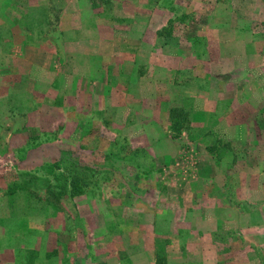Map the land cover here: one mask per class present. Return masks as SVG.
<instances>
[{
	"label": "rangeland",
	"instance_id": "374dc122",
	"mask_svg": "<svg viewBox=\"0 0 264 264\" xmlns=\"http://www.w3.org/2000/svg\"><path fill=\"white\" fill-rule=\"evenodd\" d=\"M234 1L244 5L239 21L218 32L246 41L264 61V0ZM171 2L0 0V264L38 257L50 262L36 264H128L131 252L146 248L154 264H264V101L257 116L228 119L251 129L248 140H230L213 131L220 128L212 115L194 113L195 97L208 98L218 77L199 65L189 71L193 55L180 64L171 58L179 44L199 53L220 39L208 20L219 2L231 15L230 0H181L186 7L172 24L165 18ZM238 60L217 111L232 104L234 79L242 89L264 84L263 61ZM145 64L152 66L147 82L163 81L155 103L138 90ZM162 137L178 139V152L150 148ZM128 141L139 150L134 156ZM199 144L227 163L201 164ZM160 146L161 153L168 147ZM42 161L74 167L97 188L60 195L34 178L42 177L35 170ZM131 161L153 171L143 176ZM199 173L211 174L215 188L194 206L190 180ZM212 204L216 229H195L197 209Z\"/></svg>",
	"mask_w": 264,
	"mask_h": 264
},
{
	"label": "crops",
	"instance_id": "0c3cea01",
	"mask_svg": "<svg viewBox=\"0 0 264 264\" xmlns=\"http://www.w3.org/2000/svg\"><path fill=\"white\" fill-rule=\"evenodd\" d=\"M229 1V0H227ZM238 1H234V0H230V4L232 6V14L230 15V13H227L228 9L223 10L224 3L223 2H219V5H216V8L213 11V14L211 15V17H209L208 21H211L210 24L216 25L217 27V34L220 39H216V41L212 42V39H210L211 41H207L208 43V48L202 50V51H196L193 50L191 47L188 48V52H186L185 47L181 46V44H179L178 46H176L174 49V54L171 57L172 59H178V64L183 63L184 60H187L190 56L193 55L192 57V61L188 62V67H189V71H193V69L195 70L197 65H199L200 70L204 71L205 74L207 75H214L215 77H218V88L213 87V88H209V90L207 89L206 94L209 95L208 98L206 97H195V104L194 107L196 105V110H194L195 112H204V114H208L207 116L212 115L216 120L219 121V128L220 130L218 131L217 129L215 130L213 128V131L218 133L220 132L222 135L225 136H229L230 140L236 138L234 135H238V140H243L245 141L246 139L248 140V137L250 136V124L248 125L247 122H243V124H241V122H236L233 123L231 120L228 121V119H230V117L233 118V116H238L240 118H244L246 116H249V118H253L255 116H257V114L261 113V109H262V102L264 101V84L258 83V84H252L251 86H247L246 84L244 85L245 89L248 88H252L251 90H245L244 88L242 89V87H239L240 84L239 82L242 83V81L240 80V78H236L233 80V82L231 83L234 87H235V91L236 94L234 95V98L232 99L233 102L232 104L222 108L221 110L219 109L217 111V99H219V97L221 98L222 96H224V91H222V87L223 84L224 85H229L228 81L232 79V78H228L229 77V72L232 70V66L237 65V62H239L240 60L238 59H244V60H248L249 62L252 63V65H256L258 62L263 61V55H261V53H259V51H256V53H258V55H254L253 52L250 51V48H248L246 41L243 40H239L236 39L234 41V39L230 38V35L225 33H219L218 31H221L222 29L227 28L226 24L231 21L233 22L234 19H237L240 17V15L237 13L236 10H241V8H244V5ZM226 5V4H225ZM235 8V9H234ZM235 11V13L233 14V12ZM237 13V14H236ZM147 20V19H146ZM238 20V19H237ZM239 21V20H238ZM224 26V28H223ZM215 28V27H214ZM227 30V29H225ZM252 35L250 34L249 37H251ZM213 37V36H212ZM211 37V38H212ZM220 44H218V42H220ZM210 43L212 44H216V47L212 48V46L210 47ZM235 44L237 47L232 48V44ZM187 54H189V56H187ZM198 54L200 55V57L202 56L203 60L198 61L197 57ZM246 55V56H245ZM165 59V58H164ZM160 60V63H163V60ZM196 63H193L195 62ZM198 61V63H197ZM172 62V61H171ZM264 62V61H263ZM256 63V64H255ZM191 64H195V67L191 66ZM170 65V64H169ZM169 65H167V68L169 67ZM251 68V65H249ZM146 68L144 75H136V80L138 82V90L142 93H146L147 94V99L148 101H153L155 103V101L158 98L159 95V91H160V86H162L163 81L159 82V79H156L157 82H147L148 77L150 76L148 73H150V71H152V66H148L145 64L144 66ZM232 67V68H231ZM244 68H246V65L244 64ZM170 69V68H169ZM246 69H249L246 68ZM169 70L166 69H162V73L164 74L161 78H165V76H167ZM172 73H176V71H172ZM196 74L194 73L193 76L196 78ZM147 75V76H146ZM221 77V78H220ZM223 77H225L224 79H222ZM152 79V78H151ZM242 79V78H241ZM243 80V79H242ZM155 81V80H153ZM152 84L153 87L151 89V87L149 86V84ZM243 84V83H242ZM156 85V86H154ZM190 87H192L191 83L187 84ZM220 88V89H219ZM214 89V90H213ZM213 90V91H212ZM241 93L240 98L238 97L237 93ZM194 96L197 95L198 93V87L193 91ZM211 94H215L214 96ZM211 96V97H210ZM216 97V98H215ZM150 98V99H149ZM248 103V107H246V104ZM241 110V113H237L234 112L235 110ZM257 113V114H256ZM225 120H227V122H225L224 125L221 126L222 122H224ZM150 124L152 123V129L155 127H153V123L154 126L156 125L155 121H150ZM239 123V124H238ZM156 131V130H155ZM207 132V131H206ZM205 132V134H206ZM160 137V136H159ZM158 137V138H159ZM153 146H150L151 149L156 150V153L158 152L159 155L165 156V155H169L173 153V150L175 152H178V148L181 145L180 141H178V139H175L173 137H162L160 139H156L155 143L151 144ZM160 145L162 146H168L167 149L165 151H163V153H161L162 151H160ZM245 146V145H244ZM209 147H206L202 144L198 145V150L200 151V155H199V159L198 161H200L201 164L203 165H211V166H216L215 164H226V159L223 156V158H221V161H218V156L215 155L214 153H212L210 151ZM204 152V153H201ZM223 162V163H222ZM196 179L199 180V182L195 181ZM216 179L214 177L211 176V174H207L204 173V175H201L199 173V175L196 176V178H191L190 181L194 182V183H190V194L189 195L193 201V205L195 206V200H202L204 199V195L206 196L207 194H211L212 191L214 190V181ZM200 183V185H198ZM185 187V186H184ZM214 187V188H213ZM203 189L205 191H203ZM205 192V193H204ZM207 193V194H206ZM215 196H217L218 198H222L221 195L223 194H216ZM218 193V192H217ZM199 205L201 203H198ZM213 205V204H212ZM211 205V206H212ZM222 206V204L220 205ZM218 212V208H216L215 205L211 207L206 208L204 211L203 209L201 211H198L197 209V213L196 215H198V217L196 218L197 220L194 221L195 222V229L197 230H209V229H216V220L215 218H213V215H215V213ZM221 212V209L219 210V213ZM213 222H214V226H213ZM41 260H43L45 263L50 262V258L49 257H43V259H39L35 258L34 262L36 264L37 261L42 262ZM128 264H154L152 256L150 254V250L149 248L144 249V250H134L133 252H131L128 255Z\"/></svg>",
	"mask_w": 264,
	"mask_h": 264
},
{
	"label": "trees",
	"instance_id": "16d2710c",
	"mask_svg": "<svg viewBox=\"0 0 264 264\" xmlns=\"http://www.w3.org/2000/svg\"><path fill=\"white\" fill-rule=\"evenodd\" d=\"M175 1L176 0H172V2L170 3L169 9L165 17V18L168 17V19H170L169 23L171 22V24L174 23L171 18H173L174 15H177L181 10H183L185 6L184 3L180 2L181 0H178L176 2ZM185 1H189V0H185ZM171 24L170 26L168 25V26L163 27V29L165 30L163 32L166 37H171L173 35L172 33L173 25ZM29 138L35 141L38 137L35 136L33 133H30ZM46 139L48 140V137H46ZM118 140L119 138L116 139V142ZM44 142H47V141H44ZM39 143L41 142L39 141L36 144H39ZM126 145H128V148L126 149V151L130 155L134 156L139 151L137 148L132 147L129 141H128V144L126 143L123 144L124 147H126ZM129 164L132 165V168L134 169L135 172L137 170L143 176H147L150 174V172L153 171L151 166H146V165L144 166L142 164L133 163V161L129 162ZM35 170L38 173H41L42 177L38 175H33L34 178L39 177V178L44 179L45 182L48 183V187L50 189L51 187L54 188L55 185L58 186V188H56V192H59L60 195L62 193L63 196L66 195L67 197H76V196L85 194L86 192L93 191L91 190L93 186L97 188L96 186L98 183L94 184L93 182L88 181L84 173H82L81 171L76 170L74 167L72 168L62 167L60 166V164H58L55 161L39 162Z\"/></svg>",
	"mask_w": 264,
	"mask_h": 264
}]
</instances>
